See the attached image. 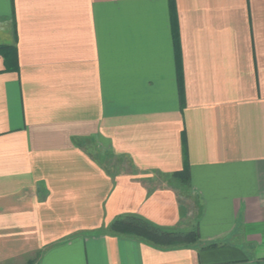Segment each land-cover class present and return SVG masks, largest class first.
I'll return each mask as SVG.
<instances>
[{"label": "crops", "instance_id": "crops-1", "mask_svg": "<svg viewBox=\"0 0 264 264\" xmlns=\"http://www.w3.org/2000/svg\"><path fill=\"white\" fill-rule=\"evenodd\" d=\"M0 264H264V0H0Z\"/></svg>", "mask_w": 264, "mask_h": 264}, {"label": "trees", "instance_id": "trees-1", "mask_svg": "<svg viewBox=\"0 0 264 264\" xmlns=\"http://www.w3.org/2000/svg\"><path fill=\"white\" fill-rule=\"evenodd\" d=\"M173 176L180 180L183 185L189 186L190 172L188 169ZM109 229L114 233L137 237L154 246L163 248L188 246L197 243L200 238L196 229L183 231L178 228L164 227L135 214L116 217L111 222Z\"/></svg>", "mask_w": 264, "mask_h": 264}]
</instances>
